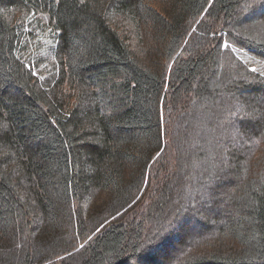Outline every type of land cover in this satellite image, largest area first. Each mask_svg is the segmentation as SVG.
<instances>
[{
  "label": "trees",
  "instance_id": "16d2710c",
  "mask_svg": "<svg viewBox=\"0 0 264 264\" xmlns=\"http://www.w3.org/2000/svg\"><path fill=\"white\" fill-rule=\"evenodd\" d=\"M260 60L264 0H0V264H264Z\"/></svg>",
  "mask_w": 264,
  "mask_h": 264
},
{
  "label": "rangeland",
  "instance_id": "374dc122",
  "mask_svg": "<svg viewBox=\"0 0 264 264\" xmlns=\"http://www.w3.org/2000/svg\"><path fill=\"white\" fill-rule=\"evenodd\" d=\"M245 12H247V10H245V11H243V13H245ZM260 12V9L259 8H257V9H255L254 11L252 10V12H249V14H247V15H245V16H243L242 18H241V20H240V22L243 20V21H247V19L249 20L251 17H253V16H255L257 13H259ZM221 47L224 49H226L227 51H229L230 49L232 50V51H234L235 53H236V55L241 59V60H244V58H243V53H242V50H244V48L243 47H234V45L232 44V42H228V40L225 38V36L223 35L222 36V43H221ZM228 53V52H227ZM43 54H44V52H43ZM225 59H226V55H225ZM259 62H262V60H260ZM45 65L47 66L48 65V61H46V63H45ZM253 67H258V66H256V65H253L251 68H253ZM44 68H45V66H44ZM263 76H264V70H262V73H261ZM41 76V75H40ZM249 92V91H248ZM250 100L253 102V103H260V101L256 98V97H250ZM255 113H257L258 111L256 110V111H254ZM241 121H245V119H239L238 120V122H241ZM232 126H233V128L235 129V125H234V123L232 124ZM228 127V126H227ZM228 131V137L230 138V141H227L228 142V144H227V148H229V149H232V148H235V149H239V148H241V147H243L244 146V151L242 152V155H247L248 154V149L246 148V146H250V145H248V142H246L245 141V139H240L241 137H240V135H238L237 133H235V132H233L232 131V129L230 128V127H228V128H226ZM237 132H238V130H236ZM237 137V138H236ZM200 138H202V136L200 137ZM190 140H193V138H191ZM197 141V139L195 140V142ZM225 143H226V141H225ZM200 144V141L198 142V145ZM184 150H185V152L187 151V149H186V147H183V149H181V153L184 155ZM227 160V156H225L224 155V158H223V161L225 162V166L226 167H228L229 166V164H228V162L226 161ZM261 161H259V163H260ZM192 166V165H191ZM191 169H187L186 171H187V173L184 175V177H185V183L186 182H188L189 183V181L191 182V183H187V185L189 186H185L186 188L188 187V189H186V191H185V193L188 195V196H192V193H191V190H195V192H199L200 190H198V188H197V186H196V180L194 179V178H197L196 176H193V178H191L190 177V175L191 174H193L194 173V171H196L195 169H192V171H190ZM182 172H183V169H182ZM235 172H233V174H234ZM184 174V173H183ZM235 176V175H234ZM256 181H259V179H257V177H256V179H255ZM184 187V188H185ZM218 195L220 196V198L216 195V197H215V203L213 204V203H211V202H206V200H199V201H201L200 203H199V201H196L197 203H199L198 205H197V207H200V206H203L204 208H205V213L208 215V214H210V213H212V215L213 214H215L216 213V215L215 216H217V214H219V213H217V212H219V210H218V208L219 207H221L222 208V210H223V207L222 206H220V204L222 203L221 201H224L225 199H226V197L227 198H231V194H230V192H226V191H221V192H219L218 193ZM212 199L214 198V197H211ZM189 201L187 200V199H185V204H187ZM229 207H228V209L226 210V208H225V211L223 210V213L222 214H219V216L221 217V220L222 221H224L225 223L226 222H228L229 220H230V218H232V216L233 217H235V218H240V211L239 210H237V209H235V207H233V206H230V205H228ZM173 231V229H170V232H172ZM168 236H170V235H168ZM218 237V236H217ZM174 238V237H173ZM172 237H170L168 240H167V243H169V244H171V245H173V241H174V243L176 242V240L177 239H173ZM164 240V239H163ZM157 248H158V246L156 247L155 245L152 247V248H149V250H146L145 251V253L144 254H146V253H152L153 252V250H157ZM160 248V247H159ZM160 250V249H159ZM161 252V255L164 253L163 252V249H161L160 250ZM162 256H164V255H162ZM129 263H133V262H131V260L129 261Z\"/></svg>",
  "mask_w": 264,
  "mask_h": 264
}]
</instances>
